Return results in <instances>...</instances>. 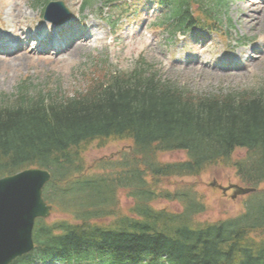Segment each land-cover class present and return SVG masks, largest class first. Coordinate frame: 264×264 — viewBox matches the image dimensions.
Segmentation results:
<instances>
[{
  "label": "trees",
  "instance_id": "16d2710c",
  "mask_svg": "<svg viewBox=\"0 0 264 264\" xmlns=\"http://www.w3.org/2000/svg\"><path fill=\"white\" fill-rule=\"evenodd\" d=\"M137 1L82 0L80 9L98 3L118 10L120 18ZM153 1L164 7L155 28L170 34L194 25L222 27L228 4ZM87 67L80 74L83 89L70 97L25 81L11 96L0 94V179L47 170L51 181L42 198L62 216L37 219L34 250L11 264H264V88L191 92L163 80L141 58L128 70L105 60ZM109 141L128 142L131 151L87 171V147ZM237 150L244 154L234 159ZM176 152L183 161L160 160ZM231 168L239 186L256 192L238 215L197 222L206 206L191 180ZM169 179L181 182L165 190ZM120 193L131 201L127 213ZM158 200L180 210L155 209Z\"/></svg>",
  "mask_w": 264,
  "mask_h": 264
},
{
  "label": "rangeland",
  "instance_id": "374dc122",
  "mask_svg": "<svg viewBox=\"0 0 264 264\" xmlns=\"http://www.w3.org/2000/svg\"><path fill=\"white\" fill-rule=\"evenodd\" d=\"M38 0H0V34L5 38H15L34 32L48 31L53 27L52 22L43 23L41 16L43 6ZM47 2H62L71 14V25L81 31L86 42H79L76 49L59 56L45 55L40 50L32 51L35 44L30 43L27 53L19 56L18 63L0 64V94L11 96L16 93L17 87L23 81L29 86L43 91L58 90L59 96L70 97L83 89L81 73L86 72L91 62L104 61L110 68H132L141 58L148 65L157 70L162 79L177 87L186 88L191 92L200 94H217L239 91H258L264 88V0H252L238 2L231 0L222 9L220 28L206 37L196 36L206 45L173 38L167 44L165 34L160 31L147 29V24L152 17L146 14L148 7L138 11L137 15L117 19L118 10L100 8L98 3H93L84 12H80L81 0H44ZM256 1V2H255ZM112 16L113 29L106 23V18ZM61 15L58 16L60 19ZM228 20V21H227ZM221 29V30H220ZM73 34L68 32L66 38ZM68 36V37H67ZM250 39L244 40L242 39ZM186 42V43H185ZM250 42V43H249ZM82 45V46H81ZM204 45V46H203ZM81 46V47H80ZM42 49V48H39ZM252 56L249 61L243 57V66L238 69H224L231 64L237 54ZM233 60V62L236 61ZM242 59V58H241ZM228 60V61H227ZM230 60V61H229ZM193 62L189 67L175 64L177 62ZM195 61V62H194ZM238 57L237 62H241ZM12 66V67H11ZM103 67H96L99 70ZM221 68H219V67ZM130 152L128 142L109 141L104 146L92 144L87 147L83 156V163L87 171L93 167V163L99 160H116L122 153ZM244 151L237 150L232 155L234 159L241 158ZM185 158L181 152L165 154L160 160L165 162L183 161ZM91 172V171H90ZM215 180L218 185L237 184L234 170L221 169L211 171L203 175L199 180H191L195 190L206 206V211L196 219L197 222H212L220 218L238 215L242 212L244 199L247 196L230 200V193L221 194L216 188H209ZM178 179H169L163 182L162 188L174 190L180 183ZM238 185V184H237ZM119 206L125 213L132 206L125 194H119ZM154 208L170 209L178 212L180 207L176 203L156 201ZM62 218L60 214L51 213L48 222ZM49 264H52L49 262Z\"/></svg>",
  "mask_w": 264,
  "mask_h": 264
},
{
  "label": "water",
  "instance_id": "95a60500",
  "mask_svg": "<svg viewBox=\"0 0 264 264\" xmlns=\"http://www.w3.org/2000/svg\"><path fill=\"white\" fill-rule=\"evenodd\" d=\"M58 13H63L65 19L69 16L62 2L49 4L45 17L49 19ZM50 180L51 175L38 168L0 179V264H10L33 249L31 236L36 218L47 220L52 211L42 198V191ZM209 187L216 188L223 195L231 192L232 201L256 191L235 184L220 187L214 180Z\"/></svg>",
  "mask_w": 264,
  "mask_h": 264
},
{
  "label": "bare ground",
  "instance_id": "6f19581e",
  "mask_svg": "<svg viewBox=\"0 0 264 264\" xmlns=\"http://www.w3.org/2000/svg\"><path fill=\"white\" fill-rule=\"evenodd\" d=\"M8 34V37L10 36V34L9 33H7ZM19 39L21 40V42H25V43H27L29 40L31 41V37H29L28 36V38H25V35H22V36H20L19 37ZM86 40H87V38L86 39H83V41H82V43L83 42H86ZM24 43V47H23V50H25L26 52L28 51V49H29V44H25ZM82 46V45H81ZM80 46V47H81ZM76 47H78L77 45H72V47L71 48H69V50L68 51H66V52H70V50H71V52H72V49H76ZM65 54V53H64ZM19 56H21L23 59H24V56L23 55H18V53L17 54H15V55H6V57H4V59L5 60H7V59H9V62L8 63H13L14 65H15V63H18V61L20 60V58H19ZM242 58V59H241ZM240 58V60H242V61H245V60H243V57H241ZM237 61H238V59H237ZM4 62L5 61H3V60H1V58H0V64H4ZM6 63V62H5ZM12 67V66H11Z\"/></svg>",
  "mask_w": 264,
  "mask_h": 264
}]
</instances>
